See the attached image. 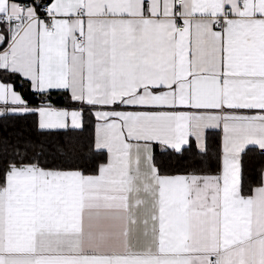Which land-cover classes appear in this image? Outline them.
I'll return each mask as SVG.
<instances>
[{
    "label": "snow or ice",
    "instance_id": "snow-or-ice-1",
    "mask_svg": "<svg viewBox=\"0 0 264 264\" xmlns=\"http://www.w3.org/2000/svg\"><path fill=\"white\" fill-rule=\"evenodd\" d=\"M30 117L88 155L0 136V264H264V0H0Z\"/></svg>",
    "mask_w": 264,
    "mask_h": 264
},
{
    "label": "trees",
    "instance_id": "trees-1",
    "mask_svg": "<svg viewBox=\"0 0 264 264\" xmlns=\"http://www.w3.org/2000/svg\"><path fill=\"white\" fill-rule=\"evenodd\" d=\"M32 119H6L0 120V136H7L13 139L14 141L17 138L32 139L33 141H40L43 143L45 148V153L51 158L55 157L56 159H62L63 156L60 154L59 150L63 149L69 155H74L77 157L87 158L86 143L88 133L81 134L79 136L73 134L72 138L68 136H52L44 137L40 136L32 127ZM158 159L166 167H175L176 160L169 159V157L160 156ZM261 165H264V158L260 157L256 153L250 152L245 157V167L250 175H255Z\"/></svg>",
    "mask_w": 264,
    "mask_h": 264
}]
</instances>
